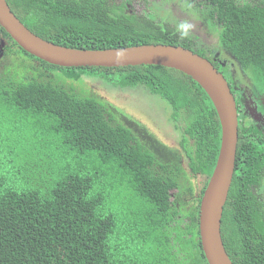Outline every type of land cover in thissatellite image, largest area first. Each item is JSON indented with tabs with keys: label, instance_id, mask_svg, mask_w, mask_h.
Masks as SVG:
<instances>
[{
	"label": "trees",
	"instance_id": "16d2710c",
	"mask_svg": "<svg viewBox=\"0 0 264 264\" xmlns=\"http://www.w3.org/2000/svg\"><path fill=\"white\" fill-rule=\"evenodd\" d=\"M6 2L27 29L59 46L190 49L178 42L174 26L153 14L161 3L151 2L153 13L141 15L126 12L125 0ZM203 2L201 20L217 26L219 46L264 87V0ZM2 39L12 50L6 48L0 65V103L35 116L61 152H26L23 167L0 172V264H207L192 180L201 177L202 195L218 155L220 124L199 84L158 65L54 66L26 53L0 26ZM100 80L112 90L146 87L182 118L190 141L181 135L180 145L191 173L176 161L159 163L135 143L132 130L94 96ZM255 136L250 142L264 143ZM244 143L238 139L220 232L233 264H264V202L251 192L262 170L242 167Z\"/></svg>",
	"mask_w": 264,
	"mask_h": 264
},
{
	"label": "flooded vegetation",
	"instance_id": "af4514ba",
	"mask_svg": "<svg viewBox=\"0 0 264 264\" xmlns=\"http://www.w3.org/2000/svg\"><path fill=\"white\" fill-rule=\"evenodd\" d=\"M126 1L125 11L128 13L145 15L146 13L155 12L153 14L157 15L158 20L169 22L171 26L175 27L178 42L189 46L190 49L182 47V44H178L179 47L190 50L196 55L201 50L203 57L198 56L208 60L217 72L226 79L236 104L237 128L240 126L238 139L245 142L242 145L246 144L239 151L245 165H242V167H258L257 169L262 170V180L259 184H254L251 192L258 194L264 202V143L250 142L259 133L264 140V87L257 83L247 67L245 68L239 62H235L237 60H234L224 48L219 46L218 37L215 36L217 26H209L201 20V15L206 10L203 0H148L147 10L140 11V13L133 9L132 3H142L143 0ZM151 2L161 3L162 9L158 7L156 11H153L154 6ZM197 7L201 9L199 15L196 12ZM181 25H186L187 28H181ZM195 30H198V32H194ZM185 32L186 34L182 35ZM211 37H215L217 43L212 44ZM0 45L1 65L5 63L4 59H6L4 51H11L12 48L10 46L11 42L4 39L0 41ZM0 70H3L1 66ZM117 89L108 88L100 80L97 90L93 94L104 103L106 110L114 115L117 121L132 130L136 140L135 143L142 144L144 148L153 152L159 163L166 164L176 161L186 173H191L189 160L184 159L186 150L180 145L182 136L189 140L187 135L182 134L184 133L182 131L184 126L182 118L175 119L170 106L161 101L146 87L140 85L137 87L124 86L123 89ZM153 98H155V101ZM118 103L123 104L122 108L116 105ZM145 115L147 116L144 117ZM242 128L246 130L243 133ZM197 176L199 175H193L192 183L195 188L194 200H199L198 205H200V191L203 183L200 182L201 179H198ZM195 201L192 204H197Z\"/></svg>",
	"mask_w": 264,
	"mask_h": 264
},
{
	"label": "water",
	"instance_id": "95a60500",
	"mask_svg": "<svg viewBox=\"0 0 264 264\" xmlns=\"http://www.w3.org/2000/svg\"><path fill=\"white\" fill-rule=\"evenodd\" d=\"M0 26L26 53L54 66L118 68L158 65L178 70L199 84L212 103L220 124L218 155L200 198L199 239L207 264H233L225 251L220 226L234 173L238 140L237 110L222 74L208 60L181 46L151 44L86 50L56 45L27 29L11 12L6 0H0Z\"/></svg>",
	"mask_w": 264,
	"mask_h": 264
},
{
	"label": "rangeland",
	"instance_id": "374dc122",
	"mask_svg": "<svg viewBox=\"0 0 264 264\" xmlns=\"http://www.w3.org/2000/svg\"><path fill=\"white\" fill-rule=\"evenodd\" d=\"M147 4L133 2L132 6L136 12L140 13V11L147 10ZM196 31L198 32V30L194 32ZM210 39H212V44L217 43L215 37ZM6 62L8 63L9 60ZM153 100L155 101V98ZM116 105L122 108L123 104ZM35 120V116L19 114L15 107L10 108L0 103V172L23 167L27 163L26 159L22 158L26 152H61L60 147H55L58 144L56 137L46 132ZM197 178L201 179L199 176Z\"/></svg>",
	"mask_w": 264,
	"mask_h": 264
},
{
	"label": "clouds",
	"instance_id": "9594fccd",
	"mask_svg": "<svg viewBox=\"0 0 264 264\" xmlns=\"http://www.w3.org/2000/svg\"><path fill=\"white\" fill-rule=\"evenodd\" d=\"M181 28H185V29H186L187 26H186V25H181ZM183 34H186V32H185V33H182V35H183Z\"/></svg>",
	"mask_w": 264,
	"mask_h": 264
}]
</instances>
